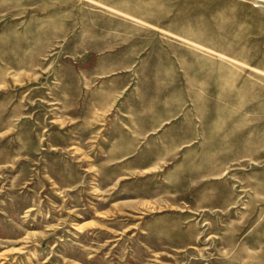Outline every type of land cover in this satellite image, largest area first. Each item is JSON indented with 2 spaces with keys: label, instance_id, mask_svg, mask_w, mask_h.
<instances>
[{
  "label": "rangeland",
  "instance_id": "obj_1",
  "mask_svg": "<svg viewBox=\"0 0 264 264\" xmlns=\"http://www.w3.org/2000/svg\"><path fill=\"white\" fill-rule=\"evenodd\" d=\"M0 264H264V0H0Z\"/></svg>",
  "mask_w": 264,
  "mask_h": 264
}]
</instances>
